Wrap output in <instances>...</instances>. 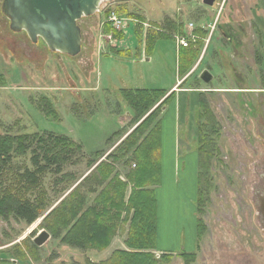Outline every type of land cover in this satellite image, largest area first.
Listing matches in <instances>:
<instances>
[{"label":"rangeland","instance_id":"rangeland-1","mask_svg":"<svg viewBox=\"0 0 264 264\" xmlns=\"http://www.w3.org/2000/svg\"><path fill=\"white\" fill-rule=\"evenodd\" d=\"M3 2L0 136L53 133L79 144L84 154L65 168L66 179L46 177L40 186L43 198L35 190L26 191L27 199L45 207L34 224L0 220V264L100 263L114 251L126 250L128 226L106 250L81 251L62 243L68 229L61 237L52 235L46 219L65 199L69 207L78 205L81 215L95 205L106 186H100L96 177L95 168L102 161L126 182L134 167L132 154L119 162L107 156L119 157L118 146L144 118L133 125L120 92L171 88L176 99L161 115L163 180L157 189L155 255L172 253L169 263L163 264H264V231L251 201H245L251 200L252 186L264 171V0H215L213 6L203 0H113L79 21L83 41L77 57L53 53L41 40L32 43L26 33L13 32ZM109 7L118 15L123 12L118 16L125 21L122 29L112 27L122 34L118 41L104 31ZM171 23L180 32L169 28ZM160 32L172 39L157 41L148 52L146 37ZM182 39L200 54L190 71L179 77ZM203 71L213 76L209 84L200 80ZM200 94L216 118L210 134L217 151L202 181L203 190L208 188L201 215L206 230L197 239V176L203 172L198 152ZM42 99L52 105L58 119L38 110ZM13 165L30 166L29 157L16 159ZM42 231L50 239L39 248L34 239ZM15 248L24 257L17 258ZM184 253L195 257L186 261Z\"/></svg>","mask_w":264,"mask_h":264},{"label":"trees","instance_id":"trees-1","mask_svg":"<svg viewBox=\"0 0 264 264\" xmlns=\"http://www.w3.org/2000/svg\"><path fill=\"white\" fill-rule=\"evenodd\" d=\"M112 13L120 17L123 14L121 12L118 15L114 8L109 7L105 11V19L109 18ZM168 27L180 32L176 23H171ZM104 31L111 34L117 41L123 38L122 34L112 29L109 22L105 24ZM164 39L171 40L172 38L164 32H160L156 36L148 35L146 37L147 51L151 53L155 43ZM190 44L187 47L179 48V77L185 76L199 57L200 50H195L191 42ZM120 94L132 113L133 125L144 118L118 146L116 154L119 153V157L117 155L107 156V159L113 158L115 162H119L127 154H132L134 167L127 174L126 182L121 180L113 166L102 161L95 168L98 173L96 177L100 186L104 187L105 184L106 186L97 197L95 205L81 215L79 206L70 205L69 207L66 205L65 199L59 208L47 216L45 227L55 237H61L68 229L62 239L64 245L81 251L97 250L101 252L109 248L113 239L128 226L127 239L125 240L126 250H116L109 258L100 263L87 260L86 264L169 263L172 253H163L159 258L155 255V252L158 251L159 205L157 189L162 186L163 180L164 127L161 115L163 109L176 99V92L122 90ZM41 103L42 106H38L40 112L47 117L52 116L58 119V113L47 100L42 99ZM200 108L198 136L200 147L198 152L200 155L199 168L203 172H199L197 176V239H200L206 230L201 215L206 205L205 192L207 194L208 188L203 190L202 181L205 179L209 171V164L217 151L216 144L210 134L215 130L216 118L202 94H200ZM83 154V149L79 144L67 137L53 133H20L0 136V220L6 223L13 220L27 226L34 224L43 214L45 207L27 199L26 191L35 190L39 193L37 197L43 198L45 192L40 186H43L46 177L48 175L61 177L60 182L64 178L66 179L67 176L63 175L65 168L75 164L83 157ZM97 156L102 155L97 153ZM25 157H29L30 166L16 165L15 168L14 160ZM93 164L91 163V165ZM14 169L17 170L13 171ZM208 187L210 186L208 185ZM73 197L80 198L76 194ZM32 249L38 250L34 245H32ZM14 251L17 258L25 255L20 248H15ZM181 257L190 261L194 259L195 255L184 253Z\"/></svg>","mask_w":264,"mask_h":264},{"label":"water","instance_id":"water-1","mask_svg":"<svg viewBox=\"0 0 264 264\" xmlns=\"http://www.w3.org/2000/svg\"><path fill=\"white\" fill-rule=\"evenodd\" d=\"M113 0H4L2 11L10 21L15 33L24 32L32 43L41 40L47 48L57 54L77 57L82 51V31L79 21L100 12L103 4ZM215 0H203L213 6ZM200 80L209 84L213 76L203 71ZM50 239L42 231L34 244L42 247Z\"/></svg>","mask_w":264,"mask_h":264},{"label":"flooded vegetation","instance_id":"flooded-vegetation-1","mask_svg":"<svg viewBox=\"0 0 264 264\" xmlns=\"http://www.w3.org/2000/svg\"><path fill=\"white\" fill-rule=\"evenodd\" d=\"M257 179L258 181L254 182L252 190L249 193L251 200L246 199L245 201L247 203L251 201L256 211L260 227H262L264 231V171L258 173Z\"/></svg>","mask_w":264,"mask_h":264},{"label":"built area","instance_id":"built-area-1","mask_svg":"<svg viewBox=\"0 0 264 264\" xmlns=\"http://www.w3.org/2000/svg\"><path fill=\"white\" fill-rule=\"evenodd\" d=\"M107 22L111 23L112 24V27L115 28L116 30L122 29V27L125 24L124 19L118 17L114 13H112V15L109 17V19H108ZM180 46L187 47L188 46V43L184 39H182L180 41Z\"/></svg>","mask_w":264,"mask_h":264},{"label":"crops","instance_id":"crops-1","mask_svg":"<svg viewBox=\"0 0 264 264\" xmlns=\"http://www.w3.org/2000/svg\"><path fill=\"white\" fill-rule=\"evenodd\" d=\"M172 89V88H171ZM171 89L169 91H171ZM173 91V90H172Z\"/></svg>","mask_w":264,"mask_h":264}]
</instances>
